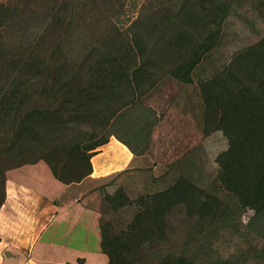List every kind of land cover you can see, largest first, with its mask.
Here are the masks:
<instances>
[{
	"label": "trees",
	"instance_id": "trees-1",
	"mask_svg": "<svg viewBox=\"0 0 264 264\" xmlns=\"http://www.w3.org/2000/svg\"><path fill=\"white\" fill-rule=\"evenodd\" d=\"M86 4V0L0 2L2 184L6 169L39 160L59 181L78 182L92 172L91 156L111 136L139 154L136 145L110 130L112 123L140 102L159 77L192 83L196 70L217 49L230 8L227 0H198L168 15L153 12L137 25L131 41L108 38V44L99 41L80 53V47L75 51L71 46V35L76 33L78 45L84 23L79 14ZM197 84L203 133L220 130L227 139V148L216 157L217 180L239 206L245 200L255 217H262L264 36L199 76ZM121 192L106 195L115 211L133 203ZM134 203L136 209L121 231H114L108 220H99L106 264H234L203 256L187 243L179 249L173 235L171 217L182 211L195 222L223 221L228 209L219 196L178 178ZM165 245L169 249L157 252ZM74 264H84V259Z\"/></svg>",
	"mask_w": 264,
	"mask_h": 264
},
{
	"label": "rangeland",
	"instance_id": "rangeland-1",
	"mask_svg": "<svg viewBox=\"0 0 264 264\" xmlns=\"http://www.w3.org/2000/svg\"><path fill=\"white\" fill-rule=\"evenodd\" d=\"M86 1L79 14L84 23L81 27L83 37L78 45L76 39L79 38L71 32V46L75 45V51L80 47V53L99 41L108 44V38L122 40L128 37L131 41L137 25L142 26V20L150 13L168 15L189 8L191 2L198 4V0ZM227 2L230 8L221 25L219 45L196 70L194 81L188 84L168 75L159 77L140 102L112 123L110 130L136 145V152L143 155L132 162V169L88 181L83 197L84 204L100 214L99 220H108L114 231H121L130 221L138 197L163 190L176 179L184 178L211 195L219 196L228 210L218 224L195 222L184 211L174 214L171 218L175 225L174 238L180 244L178 248L183 249V244L187 243L205 254L203 256L209 255L210 259H229L234 264H264V216L255 217L245 200H241L242 206H239L237 200L221 188L217 180L216 157L227 148V139L220 130L207 135L203 133V105L197 78L209 74L236 51L264 36V0ZM134 21L139 23L134 25ZM157 112L159 116L155 115ZM39 165L46 167L42 161ZM116 189H121L133 203L113 210L106 195ZM1 195L0 176V198ZM94 241L90 235L89 248L84 254L86 264H106V255L99 248L95 249ZM167 249L168 245L160 246L157 252L161 254Z\"/></svg>",
	"mask_w": 264,
	"mask_h": 264
},
{
	"label": "crops",
	"instance_id": "crops-1",
	"mask_svg": "<svg viewBox=\"0 0 264 264\" xmlns=\"http://www.w3.org/2000/svg\"><path fill=\"white\" fill-rule=\"evenodd\" d=\"M142 155L111 136L91 156L92 172L78 182L59 181L43 160L6 169L0 198V264H74L78 258L86 264L90 235L100 251V214L84 204L86 183L132 169Z\"/></svg>",
	"mask_w": 264,
	"mask_h": 264
}]
</instances>
